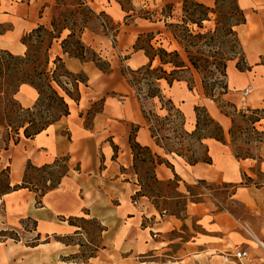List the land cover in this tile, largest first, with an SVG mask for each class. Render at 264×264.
Here are the masks:
<instances>
[{"label":"crops","instance_id":"1","mask_svg":"<svg viewBox=\"0 0 264 264\" xmlns=\"http://www.w3.org/2000/svg\"><path fill=\"white\" fill-rule=\"evenodd\" d=\"M55 1L0 0V25L8 26V29L0 34V51L23 56L26 48L21 44L22 36L38 26L49 27L50 21L46 11ZM253 1H257L254 2L255 4H264V0ZM86 2L94 13H104L116 25L124 20L125 13L115 0H86ZM245 16L246 23L238 27L237 32L250 70L239 72L235 68L229 69L228 66V92L242 90L250 80H255V69L258 68L260 61L264 60V6L251 15L245 13ZM136 20L139 21L136 22L137 26L140 23L143 30L130 32V35L124 37L125 50L130 56L132 69L136 70L148 64L143 51L133 48L138 36L148 31L147 26H162L163 30L156 32L154 37L163 36L170 47H176L172 50H178V46L170 36L165 32L163 34L162 21L149 22L141 18ZM250 25L254 27L252 34L247 32ZM137 26L122 25L126 30H133ZM120 28L116 39L120 37L121 30L124 31ZM241 28H244L242 32L239 30ZM66 34L67 32L63 33L62 39ZM100 41L104 46L103 38L98 35L88 31H84L81 35V42L92 50H97ZM129 50L132 53H129ZM51 53L53 59L55 57L61 59L69 73L85 76L86 84H79L80 100L77 104L74 102L68 104V116L61 118L33 139L24 138L20 132L16 141H11L0 155V168H8L10 177L16 183L22 180L27 164L39 168L53 163L56 159L68 160L67 175L61 179L56 189L47 192L40 199L37 208H34V198L31 200L28 197V206L32 207L28 215L36 222V233L44 236L45 241L28 248L26 264H196L193 255L202 248V252H207L209 248H213L211 250L215 252L226 250L229 247L228 243L232 244L231 240H234L232 235L236 234L234 232L237 226L236 216L232 213L224 211L212 214L206 203L189 201L185 206V217L179 219L159 215L146 197L136 196L139 187L135 176L131 173L132 156L129 146L132 128L137 127L136 143L149 147L153 153L161 157L165 155L150 138L135 96V100L130 98L133 90L122 77H119L111 61L108 58L104 59L109 62L112 71L103 73L92 62H81L64 54L60 41L54 42L51 46L50 59ZM97 54L102 58L103 51L98 50ZM156 64L157 62L154 61L153 66ZM192 74L196 77L195 73ZM182 83L183 80L174 82L171 88H167L172 90ZM195 83L197 86V80ZM161 85L163 89L164 86L166 87L163 82ZM189 91L187 89V92ZM83 97L90 98H85L83 101ZM229 97V93L224 96L227 99ZM37 98L36 91L27 85L20 86L14 95V99L23 109H31ZM101 100L103 102L100 112L90 117L91 121L86 127L87 112L91 111L94 103ZM247 102L251 109H264V87H259L256 96ZM210 116L221 125L226 134L224 144L213 140L207 142L211 164L199 163L195 166H187L180 158L167 157L169 162L171 161L173 172L166 166L160 165L156 167L155 173L157 175L161 170L163 180L173 179V173L176 174L180 179V185L184 188L185 185L198 182L239 183L241 175L244 174L253 179L255 169L256 173L263 176L262 183L238 184L231 198L242 205L246 214L241 218L242 221H239L250 228L256 237L262 238L264 237V145L257 151L258 159L237 160L228 144L230 120L220 112L216 116L211 114ZM256 127L264 129V120H261ZM22 191L25 190L14 193ZM178 191L184 192L180 186ZM153 211L157 215H154ZM80 215L100 223L103 228L100 237L101 247L96 255L85 263L74 260L60 261V257L72 258L79 254L81 247L77 243L52 240V236L82 237V234H76L78 228L69 226L64 221L65 218ZM191 223H198L204 228L207 226L205 230L209 235L204 237L206 239L196 237L186 242L182 249L173 251L171 246L175 241L170 239L168 234L183 225L188 227ZM148 232H151L152 237ZM238 234L243 238L240 233ZM146 235H149L151 240H148Z\"/></svg>","mask_w":264,"mask_h":264},{"label":"trees","instance_id":"2","mask_svg":"<svg viewBox=\"0 0 264 264\" xmlns=\"http://www.w3.org/2000/svg\"><path fill=\"white\" fill-rule=\"evenodd\" d=\"M62 1L56 0V7L63 6ZM69 1L72 3L70 6L73 7V10L58 13L52 18L49 27L38 26L22 36L21 44L26 48L23 56H12L6 51H0V127L6 131L10 130L16 139L20 131L24 138L33 139L61 118L68 116L69 108L65 97L76 104L80 100L79 84H86L85 76L69 73L58 57L53 59V66L49 68V50L54 42L60 41V47L64 54L66 53L81 62H92L103 73L112 71L107 60L100 58L90 47L81 42V35L88 28L89 23L98 22L102 31H113V37H116L119 26L114 25L110 19L106 20L107 23L105 19L108 17L104 13H94L88 7L86 0ZM115 1L125 13L124 20L141 18L149 22L162 21L164 32L178 46V50L171 51L161 46L155 49L151 44L155 37L151 33L139 35L135 42L134 50L143 51L148 59V64L135 71H129L127 83L135 93L150 138L158 148L162 149L165 157H161L153 153L149 147L140 146L135 142L137 127L132 128L129 146L132 156L131 173L135 176L136 184L139 187L136 196L146 197L159 215L163 214L156 200L173 198L183 200L182 213H185L187 202H200V200H195L200 195L192 193L190 190L192 186L189 185L184 186L186 194L180 193L178 191L180 179L174 173L173 179L159 180L155 173L156 167L164 165L173 172V167L167 157L180 158L187 166H195L199 163L211 164L207 142L213 140L224 144L226 134L221 125L202 106L193 108V126L191 129H187L183 113L170 98H166L161 83L163 82L166 87L171 88L174 82L182 81L181 77H177L180 74L188 73L193 76L192 73H195L200 75L204 97L216 105H222L218 106L222 116L228 118L232 124L235 121L234 118L237 117L241 122L247 123L254 133L264 136V133H258L256 130V125L264 120V109L261 111L258 109L237 111L233 104L223 100L224 96L228 94L227 67L229 63L236 60L235 69L239 72L250 70L237 32L238 27L246 23V16L238 0H215L213 6L197 0H180L179 16L173 14L174 5L172 3L162 0L164 5L159 11L160 17L157 20L153 19L150 12H145L139 17L132 16L130 13L134 12V8L131 6V0H129L128 8H125L120 0ZM112 24L114 26L110 28ZM208 24L210 26H207ZM79 25L80 27L76 30ZM64 32L67 34L62 39ZM143 37L148 39L147 49L139 45ZM87 53H90L93 58L86 57ZM154 61L157 62L155 66H153ZM61 78L68 82L62 83ZM208 79H212L211 88L206 84ZM64 84H68L73 92L68 90ZM22 85L32 87L38 95L36 103L31 109H23L14 99V95ZM213 88L219 89L217 93L219 99H216L213 91L211 92ZM188 89L191 91L189 85ZM98 102L102 106L103 100ZM155 102L159 106V111L164 112V116H156L150 110L147 111V104L154 107ZM223 108H230L232 112H226ZM100 109L96 112L88 111L87 117L99 113ZM85 126H89L88 123ZM10 132L8 131V133ZM228 135L229 138L232 137L230 130H228ZM261 144L264 145V142ZM234 157L237 160L253 159L251 157L241 158L236 151H234ZM61 162L65 165V171L60 174L58 180L47 179L48 187L36 191L38 185H32L27 181L29 168L35 171L50 170L56 168ZM67 163V158H60L39 168L27 164L21 184L14 186L10 181L9 169L0 168V200L19 190L39 192V199H41L47 192L56 189L61 179L67 175L69 171ZM137 164L151 165V172L146 178L138 173ZM229 186L234 189L232 196L238 185L229 183ZM163 193H167V196ZM169 193H173L175 196H169ZM180 214V212L170 213L169 216L179 218ZM77 220L85 222L83 217H70L66 222L69 226L79 229L76 234H81L82 227L75 223ZM92 221L98 224L100 232H102L103 228L100 223L95 219ZM33 223L35 225L34 232H36V222L33 221ZM52 237L61 243L66 242L64 241L65 237L56 235ZM37 238H40L39 234H37ZM45 238L47 239L48 236ZM92 257L89 256L85 259L80 251L70 260L85 263Z\"/></svg>","mask_w":264,"mask_h":264},{"label":"rangeland","instance_id":"3","mask_svg":"<svg viewBox=\"0 0 264 264\" xmlns=\"http://www.w3.org/2000/svg\"><path fill=\"white\" fill-rule=\"evenodd\" d=\"M198 2L204 3L209 6H213V3L215 0H197ZM252 1V2H251ZM56 2V1H55ZM120 2L123 3L125 8L129 7V0H120ZM166 3H172L174 5L173 14L174 15H180L181 10V3L180 0H166ZM253 0H239L240 7L245 11L246 15H251L254 12H257L261 6H264V4L258 3L255 4ZM71 1L69 0H63L62 5L56 7V4L54 3L47 11L46 16L48 17L49 21L51 22L52 18L58 13H65L68 11L73 10V7H71ZM164 2L162 0H131V6L134 7L132 16L139 17L140 15H144L145 12H150L153 15V19L157 20L159 19V11L163 7ZM108 21L109 19H105V21ZM106 21V22H107ZM112 21V20H111ZM136 22H139L135 19H128V20H122V23L115 24L116 26L121 27V35L118 39L113 37V31L104 32L99 27L98 22L97 23H89L87 26L88 28L85 31L91 32L95 35L100 36L103 38V44L102 41H100L97 50H93L95 54H97L98 50L103 51L102 59L108 58V60L111 61L114 69L118 72L119 77L124 79V81L127 83L129 78V71H135V69H132L130 66V56L126 54V43L125 38L126 35H130V32H138L140 30H143L141 24L137 26ZM108 23V22H107ZM111 25L110 28H113L114 25ZM130 25L131 27L137 26L133 30L131 29H124L122 25ZM207 26H210L208 24ZM80 27L77 26L76 30ZM148 31H146L144 34H155L158 31H162V26L158 27H146ZM8 29L7 25H0V33ZM240 32L244 30V28L239 29ZM164 34V31H163ZM105 35V36H104ZM163 36H155L154 40L151 42L153 47L155 49L159 48L160 46L164 49L170 50L169 42L167 40H164ZM147 42L148 39L146 37H143L141 41L139 42V45L147 49ZM101 46V47H100ZM130 51V50H129ZM121 53V55L119 54ZM129 53H132L131 51ZM10 54V53H9ZM12 55V54H11ZM15 56V55H12ZM51 59L49 62V68H51L53 56L51 53ZM86 57L93 58V56L90 53L86 54ZM247 62V61H246ZM236 64V60L229 63V69H234ZM258 68L255 69V80H250L246 87L242 90H231L228 92L230 94L229 99L223 98L224 101L229 102L233 104L237 111H246L247 109H251L248 107V95L244 96L245 91L249 89L251 86L250 91H255L259 87H264V60L260 61V63L257 65ZM177 77H181L184 83L181 85L175 86L172 90H169L167 87L164 86V94L166 98H170L174 105L183 113L185 120H186V127L187 129H191L194 122V113L193 108L195 106H202L205 107L209 114L216 116L217 113H219L218 106H222L221 104L216 105L212 102H210L208 99L204 97V92L202 88V82H201V76L196 75V77L190 76L188 73H183L178 75ZM62 83H67L68 81L64 78L60 79ZM195 80H197L198 85L196 86ZM193 83H190V82ZM190 83V84H189ZM207 86L211 88L212 86V79H208L206 82ZM188 85L191 88V92H187ZM64 86L71 91V87L68 84H64ZM189 90V89H188ZM214 92L216 95V99H219L217 96V93L219 92L218 88L211 89V92ZM73 92V91H71ZM134 92V91H133ZM131 92L130 98L132 100H135L133 94ZM243 93V94H242ZM84 96V95H83ZM117 97V96H115ZM86 97H83V101ZM90 98V97H87ZM86 98V99H87ZM155 106L152 107L150 104H147V111L150 110L153 112L156 116H164V112L159 111V106L157 105V102L154 103ZM101 108V104L98 102L94 103L92 106L91 112L99 111ZM226 112H232L230 108H223ZM258 110H263L258 109ZM262 116V114H261ZM234 123L232 124L230 121V127L229 130L231 131L232 137L228 139V144L230 145V149L232 152V155H234V151H236L241 158L244 157H251L253 159L257 158V151L259 147L262 146L261 142H264V136H259L256 133H254L250 126L247 123H243L238 119L237 117L234 118ZM91 121L90 117H87V123L89 124ZM263 123V122H262ZM256 130L258 133H264V129H259L256 127ZM10 130H5L3 127H0V155L2 154V151L7 148L9 144H11V141L13 142L16 138L14 137L13 133H8ZM21 132V131H20ZM261 140V141H260ZM63 160V159H62ZM169 160V159H168ZM171 162V161H170ZM68 164V163H67ZM235 171H236V165H234ZM75 169V167H74ZM65 171V165L63 162L59 163L56 168H52L50 170H44V171H35L31 168L27 171V181L31 183L32 185L36 184L38 185L37 190H42L44 187H48L49 185L46 183L47 179L51 180H58L61 173ZM137 171L138 173L146 178L150 172H151V165L150 164H137ZM255 173V177L252 179L246 174L241 175V181L239 183H233L234 185L242 184V185H249L250 183H253L254 185H258L262 183L263 176L260 173H256L255 169L253 170ZM156 177L159 180H163V173L161 170L157 172ZM10 181L12 183V186L14 185H20L21 180L16 183L12 177H10ZM16 183V184H15ZM180 189L182 191H186L183 186L180 185ZM191 187V191L194 194H199L198 198L195 200H200L204 203H206L209 206L210 213L215 214L219 212L228 211L235 215L237 226L234 230L236 234L232 235V238L234 240H231V243L229 244V247L226 250H222L221 252H215V250H211L213 248L207 249V252H202L203 248L199 250V252L194 253V260L196 264H214L212 261V258L216 255L221 256L222 260L225 264H234L230 258H226V252L232 250L233 246L235 244H241V243H247L244 238H242L238 233L239 227L241 225H244L241 221V218L245 217L244 209L242 208V205L238 202L232 200L231 194L233 193L234 189L233 187L229 186V183H207V182H198L193 185H189ZM29 188H32V186H29ZM28 190L14 193L9 196H5L0 200V264H26L27 260V252L28 248L39 244L44 243L45 239L44 236H40V238H37V233L34 232L35 225L33 223V219L28 215L29 210L32 207L28 206V197L31 198V200L34 198V208H37L38 202H40L39 195L40 193H28ZM183 192V193H184ZM156 193V192H155ZM163 195L167 196V193H163ZM169 196H175L173 193H169ZM157 205L162 210V214L164 216H169L170 213H181L179 216V219H182L185 217V213H182L183 208V200L180 199H163V200H156ZM83 217L85 222L77 220L75 223L82 227L81 234L82 237H74V236H68L65 238L64 241L67 243H77L81 247L82 256L86 259L89 256H95L98 249L101 247V232L100 227L97 223L92 221V218L84 217L83 215L78 216ZM67 219L65 218L64 221ZM241 220V221H239ZM61 221V219H59ZM101 226V225H100ZM207 228V226H205ZM204 227H202L198 223H191L190 226L186 227L185 225L181 226L178 230L172 231L170 234H168V237L170 239H173L175 243L171 246L173 247V251H177L182 249L183 245L186 242L192 241L194 238L199 239H206L204 238L206 235H209L208 232H206ZM36 231V230H35ZM153 232V231H152ZM149 235H151V232H148ZM154 233V232H153ZM147 234V232H146ZM149 235L147 236L148 240H151ZM199 235V236H198ZM225 235V234H224ZM242 235V234H241ZM152 237V235H151ZM39 239V241H38ZM153 239V238H152ZM52 240H55L54 237H52ZM226 242V240H225ZM256 251V250H255ZM254 251V252H255ZM253 252V253H254ZM259 256H261L258 253ZM71 258H62L60 257V261H67ZM105 262V260H101Z\"/></svg>","mask_w":264,"mask_h":264},{"label":"built area","instance_id":"4","mask_svg":"<svg viewBox=\"0 0 264 264\" xmlns=\"http://www.w3.org/2000/svg\"><path fill=\"white\" fill-rule=\"evenodd\" d=\"M250 89L251 86L244 95H248ZM238 229L247 243L235 244L232 250L225 253L226 258H230L234 264H264V237H256L245 225H241ZM252 250L256 252L252 253Z\"/></svg>","mask_w":264,"mask_h":264},{"label":"bare ground","instance_id":"5","mask_svg":"<svg viewBox=\"0 0 264 264\" xmlns=\"http://www.w3.org/2000/svg\"><path fill=\"white\" fill-rule=\"evenodd\" d=\"M247 32H248V34H252L253 32H254V27L252 26V25H250V27L248 28V30H247ZM172 49H176V47L174 46V47H170V50H172ZM251 90V89H250ZM249 90V95H248V100H252L253 98H254V96H256V92L255 91H250ZM62 95V94H61ZM65 99V101L67 102V104H71L72 103V101L71 100H69L68 98H64ZM139 141H141L140 139H139ZM153 214L154 215H157L156 214V212H154L153 211ZM222 260H226V259H223L221 256H219V255H216V256H214L213 258H212V261H213V263L214 264H225Z\"/></svg>","mask_w":264,"mask_h":264}]
</instances>
